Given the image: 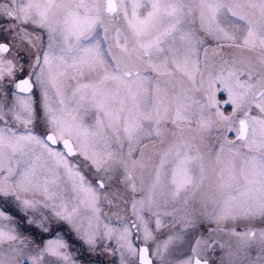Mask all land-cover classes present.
Instances as JSON below:
<instances>
[{
    "label": "snow or ice",
    "instance_id": "6c2138e0",
    "mask_svg": "<svg viewBox=\"0 0 264 264\" xmlns=\"http://www.w3.org/2000/svg\"><path fill=\"white\" fill-rule=\"evenodd\" d=\"M0 264H264V0H0Z\"/></svg>",
    "mask_w": 264,
    "mask_h": 264
},
{
    "label": "rangeland",
    "instance_id": "374dc122",
    "mask_svg": "<svg viewBox=\"0 0 264 264\" xmlns=\"http://www.w3.org/2000/svg\"><path fill=\"white\" fill-rule=\"evenodd\" d=\"M220 98L223 99L224 97L221 96ZM227 110L230 111V108H228ZM30 234H31V233H29V232H25V235H30ZM47 238H49V237H45V239H47ZM84 259L87 260V259H89V257H88L87 255H85V256H84ZM92 259H98V260H100V261H104V260H106V259H108V258H107V257H103V256H101V257H99V258L92 257Z\"/></svg>",
    "mask_w": 264,
    "mask_h": 264
}]
</instances>
